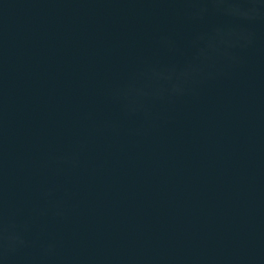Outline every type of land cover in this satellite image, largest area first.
I'll use <instances>...</instances> for the list:
<instances>
[{
	"label": "water",
	"instance_id": "1",
	"mask_svg": "<svg viewBox=\"0 0 264 264\" xmlns=\"http://www.w3.org/2000/svg\"><path fill=\"white\" fill-rule=\"evenodd\" d=\"M0 264H264V0H0Z\"/></svg>",
	"mask_w": 264,
	"mask_h": 264
}]
</instances>
